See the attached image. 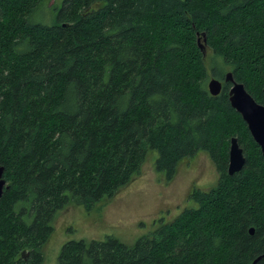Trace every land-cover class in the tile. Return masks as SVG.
<instances>
[{
  "label": "trees",
  "instance_id": "obj_1",
  "mask_svg": "<svg viewBox=\"0 0 264 264\" xmlns=\"http://www.w3.org/2000/svg\"><path fill=\"white\" fill-rule=\"evenodd\" d=\"M47 3L0 0V264H39L55 213L111 197L152 150L167 180L206 152L215 185L133 244L69 240L56 264H264V161L230 83L206 85L231 71L264 104V0H62L48 24Z\"/></svg>",
  "mask_w": 264,
  "mask_h": 264
},
{
  "label": "rangeland",
  "instance_id": "obj_2",
  "mask_svg": "<svg viewBox=\"0 0 264 264\" xmlns=\"http://www.w3.org/2000/svg\"><path fill=\"white\" fill-rule=\"evenodd\" d=\"M61 1L48 0L37 10L36 19L47 24L54 22V6L59 7ZM205 50L206 57L207 46ZM149 152L139 174L111 197L90 208L69 204L55 213L39 264H56L62 245L69 240L104 239L113 235L133 244L191 206L189 196L194 189L207 190L217 181V167L206 152L181 161L168 180L155 169L156 152Z\"/></svg>",
  "mask_w": 264,
  "mask_h": 264
},
{
  "label": "water",
  "instance_id": "obj_3",
  "mask_svg": "<svg viewBox=\"0 0 264 264\" xmlns=\"http://www.w3.org/2000/svg\"><path fill=\"white\" fill-rule=\"evenodd\" d=\"M202 39L197 34V45L202 51L203 56L206 54V44L204 33H202ZM224 82H229L230 86L228 89V99L230 105L240 114L244 122L246 123L247 129L259 146L262 159L264 161V104L257 102L254 97L247 91L243 82L236 81L232 72L228 71L225 73L223 79L210 77L207 80V89L211 95H218L223 87ZM245 163L244 149L240 145L236 136H231L229 139L228 147V174H233L239 171ZM4 166L0 163V197L3 194L4 189L8 188L7 182L3 177ZM253 232V229H250ZM24 253V252H23ZM264 252L258 256H263Z\"/></svg>",
  "mask_w": 264,
  "mask_h": 264
}]
</instances>
